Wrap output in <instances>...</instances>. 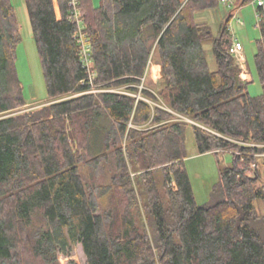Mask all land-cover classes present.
I'll list each match as a JSON object with an SVG mask.
<instances>
[{"label": "trees", "instance_id": "trees-1", "mask_svg": "<svg viewBox=\"0 0 264 264\" xmlns=\"http://www.w3.org/2000/svg\"><path fill=\"white\" fill-rule=\"evenodd\" d=\"M25 1L51 103L13 113L27 104L21 36L0 0V264H60L77 244L88 264H264V18L253 96L229 52L232 14L217 33L196 19L220 0H81L96 83L129 93L89 92L68 0ZM155 54L158 89L144 86ZM191 126L200 152H233L204 205L184 162ZM88 154L108 184L86 180Z\"/></svg>", "mask_w": 264, "mask_h": 264}, {"label": "rangeland", "instance_id": "rangeland-1", "mask_svg": "<svg viewBox=\"0 0 264 264\" xmlns=\"http://www.w3.org/2000/svg\"><path fill=\"white\" fill-rule=\"evenodd\" d=\"M15 8L16 16L19 23V30L21 40L16 48V68L19 79L23 86V91L26 99V105L16 109L13 113H20L26 111H35L39 108L50 104L43 68L39 56V52L36 46L35 37L33 35V29L28 13V8L25 0H11ZM94 5L99 6L101 0H93ZM115 6L111 5V9L114 10ZM232 14L228 22V29L230 31L231 41H240L243 44L244 56L247 59L248 71L252 75V80L248 81V91L253 96H258L262 93V83L259 79L256 65L255 55L258 51V40L261 38V28L259 26V20L257 18L256 7L251 1L241 3L240 0H230L225 3L222 0L219 1V6L213 9H207L199 11L196 14V19L199 22H207L211 29L216 33L220 26L226 21L227 17ZM207 56L211 68H215V58L211 50V44H205ZM156 61V54L153 58V62ZM152 62V63H153ZM151 63V67L152 64ZM150 67V68H151ZM157 76V81H154L151 74V69L147 72L144 86H149L153 89H158L159 71L154 68ZM154 75V74H153ZM141 87V85H140ZM124 93H129L122 88H112ZM70 95L69 97L76 96ZM137 96H141L138 92ZM183 119L190 121L193 120L183 117ZM125 145V143H124ZM187 153L185 157V168L190 176L191 183L194 190L195 199L198 205H204L210 203L212 198L213 187L220 181V173L222 169L232 165L233 152L223 151L219 154L214 152H200L199 146L195 137L194 128L189 127L186 135ZM260 169L262 172L259 185L264 186V156L259 155ZM108 164L96 163L91 160L90 154L85 158L82 163V172L87 181L95 178L100 183L109 182L108 177ZM133 176L134 173H133ZM138 188V187H136ZM108 187H98L96 195L99 199L100 196H108ZM104 195V196H105ZM105 196V197H106ZM255 205L258 212L264 215V198H258L255 200ZM60 264H88L87 257L84 253L81 244H77L70 256L59 254Z\"/></svg>", "mask_w": 264, "mask_h": 264}, {"label": "built area", "instance_id": "built-area-1", "mask_svg": "<svg viewBox=\"0 0 264 264\" xmlns=\"http://www.w3.org/2000/svg\"><path fill=\"white\" fill-rule=\"evenodd\" d=\"M225 3L230 0H222ZM256 7V15L259 21L264 18V0H250ZM70 19L76 25V31L73 35L79 46L80 56L84 67L87 70V79L91 85L89 92L100 91H118L112 88H100V85L96 83L98 72L95 69V63L93 58V47L90 41L89 34L87 32L86 20L81 7V0H68ZM244 47L240 41H231L229 45V52L234 56L237 64L241 68V74L248 73L247 59L243 53Z\"/></svg>", "mask_w": 264, "mask_h": 264}, {"label": "crops", "instance_id": "crops-1", "mask_svg": "<svg viewBox=\"0 0 264 264\" xmlns=\"http://www.w3.org/2000/svg\"><path fill=\"white\" fill-rule=\"evenodd\" d=\"M241 1V3H243L242 2V0H240ZM55 6H56V9H57V11H59V4H58V2H57V0H55ZM233 16V15H232ZM221 27V26H220ZM220 29V28H219ZM219 29H218V31H219ZM217 33V32H216ZM153 65H152V67L150 68L151 69V74H152V78L154 79V81H157V76H156V72H155V70H154V68H156V69H158V71H159V77L161 76V66H160V64L157 62V61H154L153 63H152ZM154 74V75H153ZM241 78L244 80V81H246V82H248V81H250V80H252V75L250 74V72L248 71V73L247 74H244V75H242L241 74ZM160 79V78H159ZM158 79V80H159Z\"/></svg>", "mask_w": 264, "mask_h": 264}, {"label": "water", "instance_id": "water-1", "mask_svg": "<svg viewBox=\"0 0 264 264\" xmlns=\"http://www.w3.org/2000/svg\"><path fill=\"white\" fill-rule=\"evenodd\" d=\"M230 42V39H227V43H229Z\"/></svg>", "mask_w": 264, "mask_h": 264}]
</instances>
